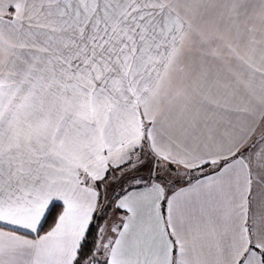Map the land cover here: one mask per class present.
Masks as SVG:
<instances>
[{
    "label": "snow or ice",
    "instance_id": "obj_1",
    "mask_svg": "<svg viewBox=\"0 0 264 264\" xmlns=\"http://www.w3.org/2000/svg\"><path fill=\"white\" fill-rule=\"evenodd\" d=\"M0 264H264V0H0Z\"/></svg>",
    "mask_w": 264,
    "mask_h": 264
}]
</instances>
